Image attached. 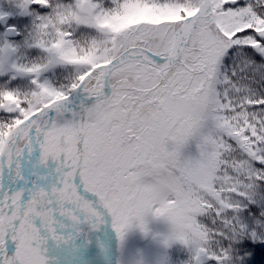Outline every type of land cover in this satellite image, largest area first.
<instances>
[{
  "label": "snow or ice",
  "instance_id": "obj_1",
  "mask_svg": "<svg viewBox=\"0 0 264 264\" xmlns=\"http://www.w3.org/2000/svg\"><path fill=\"white\" fill-rule=\"evenodd\" d=\"M18 7L29 47L52 60L12 65L32 77L24 94L0 74V264H117L112 244L151 220L169 225L164 247L189 250L181 264H251L264 250V0ZM132 10L179 19L117 32ZM72 25L103 38L80 47ZM54 62L80 70L53 85L40 75Z\"/></svg>",
  "mask_w": 264,
  "mask_h": 264
},
{
  "label": "rangeland",
  "instance_id": "obj_2",
  "mask_svg": "<svg viewBox=\"0 0 264 264\" xmlns=\"http://www.w3.org/2000/svg\"><path fill=\"white\" fill-rule=\"evenodd\" d=\"M0 0V14L2 13H13L17 9V5L19 4L20 0H8L11 4L10 7L6 8L5 4ZM64 3V2H61ZM161 19H171L176 20L179 19L178 16L169 15V16H158L148 10H132L128 14L120 17L114 24L113 28L119 32L122 29H125L131 25L138 24L141 21H150L152 23H158ZM69 30H73L78 34H85L80 28L76 25H72ZM92 37L95 36L97 39H102L103 37L99 33H91ZM74 41L77 45L80 44L77 37H73ZM3 44V43H0ZM17 44L16 50L13 52L11 50H0V74L7 73L8 71H12V76L15 75L17 85L13 84L15 88H18L19 91L22 90V86H19L21 83L22 77L29 76L32 78L31 75L24 74L22 72L14 71L12 65H31L30 63H26L29 61H24L22 56H19V43ZM83 46L85 45L84 41L81 43ZM49 54L45 52V59L44 62L40 64L48 63ZM38 63V62H34ZM71 66H76L71 64ZM55 74L54 70L49 67L46 71H43L40 75L41 80H48L52 84V78ZM9 76V75H8ZM11 76V75H10ZM7 79L4 76H0V80ZM19 83V84H18ZM57 85V84H53ZM7 85H0V88H5ZM32 88H28L29 92ZM184 156H192L195 157L197 155L196 149V142L195 140H190L188 144L183 149ZM149 227L151 232L148 234L147 239L144 242H137L136 241V233L139 231L136 228H132L127 233L126 239L124 241L123 247L121 248L118 242L113 243L111 247L112 256L117 264H137L138 261H143L144 264H181L182 261L186 260L189 255V250L184 248L179 243H174L170 247H164L160 242V237L156 236V233L166 232L168 230L169 225L167 222L163 220H151L149 223ZM118 249V253L115 255L116 250ZM210 263V262H209Z\"/></svg>",
  "mask_w": 264,
  "mask_h": 264
},
{
  "label": "flooded vegetation",
  "instance_id": "obj_3",
  "mask_svg": "<svg viewBox=\"0 0 264 264\" xmlns=\"http://www.w3.org/2000/svg\"><path fill=\"white\" fill-rule=\"evenodd\" d=\"M5 4L6 8L10 7L11 4L8 0L1 1ZM59 2L68 3L69 0H59ZM18 6V5H17ZM6 14L3 17H6L4 21L0 20V43H3L4 37H11L12 39H16V36L13 33H10L6 31L8 28V25L12 22H19L21 20L25 21L23 25L18 24V27L20 28V41H15L14 43H19V56H22V59L24 61H29L26 63L33 64L35 61L38 63L44 62L45 59V52L42 51L39 48L36 47H29L30 44H32L33 39L35 37V31L32 27V17L26 14L21 13V10L19 7L13 12V13H2ZM2 17V18H3ZM1 19V18H0ZM73 31V30H70ZM74 32V31H73ZM74 37H77L80 44L78 46L87 48L89 41L92 38V35L90 32H85L84 36L83 34H78L77 32H74ZM84 41L85 45L83 46L81 43ZM52 60V57L49 54L48 61ZM52 70H54L55 74L50 78H52L53 84H61V83H67L66 78H71L74 76L79 70L80 66H71V64H62V63H53L51 66ZM7 75L12 76V71H8L6 73ZM7 78V77H6ZM22 81L19 86H22V90L20 91L21 94L27 93L28 88L31 87V79L29 76H25L20 78ZM14 85H17V82L13 81ZM19 84V83H18Z\"/></svg>",
  "mask_w": 264,
  "mask_h": 264
},
{
  "label": "trees",
  "instance_id": "obj_4",
  "mask_svg": "<svg viewBox=\"0 0 264 264\" xmlns=\"http://www.w3.org/2000/svg\"><path fill=\"white\" fill-rule=\"evenodd\" d=\"M251 264H264V250H258L247 258ZM210 264V263H209Z\"/></svg>",
  "mask_w": 264,
  "mask_h": 264
},
{
  "label": "water",
  "instance_id": "obj_5",
  "mask_svg": "<svg viewBox=\"0 0 264 264\" xmlns=\"http://www.w3.org/2000/svg\"><path fill=\"white\" fill-rule=\"evenodd\" d=\"M4 19H5V18H3L2 21H3ZM54 63L56 64V62H54ZM145 238H146V236H145L143 233L138 232V234H137V240H139V241H143Z\"/></svg>",
  "mask_w": 264,
  "mask_h": 264
}]
</instances>
